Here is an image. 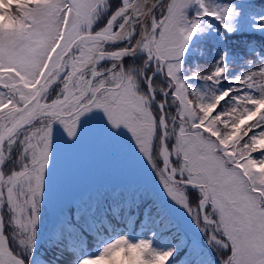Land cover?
I'll return each instance as SVG.
<instances>
[{
    "label": "snow or ice",
    "instance_id": "obj_1",
    "mask_svg": "<svg viewBox=\"0 0 264 264\" xmlns=\"http://www.w3.org/2000/svg\"><path fill=\"white\" fill-rule=\"evenodd\" d=\"M234 15L211 0H0V264H31L54 135L58 129L73 141L93 117L143 157L172 201L202 220L219 264H264V64L218 92L185 81L218 85L223 57L210 74H181L203 18L231 32ZM222 102L228 107L220 110ZM189 188L198 190L195 210ZM99 235L96 251L75 264H169L176 251L155 234Z\"/></svg>",
    "mask_w": 264,
    "mask_h": 264
},
{
    "label": "trees",
    "instance_id": "obj_2",
    "mask_svg": "<svg viewBox=\"0 0 264 264\" xmlns=\"http://www.w3.org/2000/svg\"><path fill=\"white\" fill-rule=\"evenodd\" d=\"M245 4V11L240 13L239 19L237 17V24L230 26L231 32L221 27L215 19L203 18L202 31H198L192 38L182 57L181 74H210L221 57V64L225 66L226 72L224 79L215 86L202 79H188L185 82L190 88L203 93L235 88L238 85L229 84L228 78L256 71L264 64V31L255 30L260 19L264 17V0H246ZM194 12L193 8L188 10L190 18ZM2 19L3 17H0V20ZM129 62L136 66L140 63L138 58ZM162 86V78H157L154 87L159 89ZM162 100L163 97L157 91V103ZM168 101L171 102L170 97ZM226 107L228 105L222 102L220 110ZM166 110L172 111L171 108ZM108 133L107 131V139ZM105 147L108 156L112 157L110 159H115L109 163L112 164L120 158L122 152L115 149L109 140ZM134 159L136 163L131 165L124 161V178L118 174L112 175V172L105 178L120 187L123 185L124 192L120 189L113 193L107 192L106 198L110 199L102 200L99 207L97 204L91 205V209L80 204V207H70L60 224L53 228L51 237L36 248L32 255L35 261L31 264H75V259L80 256L77 249L81 246L88 254L96 251L94 237L98 233L99 239H107L108 236L116 234L140 239L144 238L138 236L140 230L150 235L155 234L157 243L163 247H175L176 251L169 264H219L217 254L198 242L194 233H186L179 226V221L172 216L169 203L157 192L156 180L150 173L152 167L147 163L142 167L143 162ZM153 180L154 184L150 185ZM187 193L189 200L197 205L198 191L188 189ZM74 210L79 211L73 215ZM81 212L83 216L80 215ZM67 224L73 225L81 233L82 239L74 240L72 231L66 227Z\"/></svg>",
    "mask_w": 264,
    "mask_h": 264
},
{
    "label": "rangeland",
    "instance_id": "obj_3",
    "mask_svg": "<svg viewBox=\"0 0 264 264\" xmlns=\"http://www.w3.org/2000/svg\"><path fill=\"white\" fill-rule=\"evenodd\" d=\"M211 2L218 6L228 5L234 9L235 15L230 21H227L230 26L237 24V17L239 19L240 13L245 11L246 0H211ZM158 13L159 10H157V15ZM259 23H264V17L260 19ZM255 30L257 29L255 28ZM107 131L109 132V139L106 137ZM108 140L111 141L115 149L122 152L120 158L112 164L109 162L115 159H110L112 157L108 156L105 147ZM134 158L139 162H143L142 167L145 166L146 161L143 157L133 153L124 138L114 134L99 117H93L86 121L73 141L66 140L57 129L53 140L50 166L46 172L40 205V219L36 231L35 250L45 239L51 237L53 228L60 224L70 207H80L81 205L91 209L93 204H97L99 207L102 200L108 196L107 192L113 193L117 189L124 192L123 185L120 187L110 180H105V178L110 172H112V175L118 174L124 178V170H126L124 169V161L131 165L136 163ZM150 173L156 180L157 192L169 203L172 216L179 221V226L188 234L194 233L198 242L204 244L207 250L217 254L221 260L220 251L217 250L214 244L208 243V234L200 230L204 227L202 220L197 224L186 209L169 198L155 171L152 170ZM153 184L154 180L150 185ZM76 201H79V203H76ZM189 201L190 207L195 210L197 205L193 204L191 200ZM3 215L7 225L6 208ZM138 236L147 237L151 235L140 230ZM82 250L83 247H80L79 252L81 255L87 254ZM34 261L35 259L32 256L31 262Z\"/></svg>",
    "mask_w": 264,
    "mask_h": 264
},
{
    "label": "bare ground",
    "instance_id": "obj_4",
    "mask_svg": "<svg viewBox=\"0 0 264 264\" xmlns=\"http://www.w3.org/2000/svg\"><path fill=\"white\" fill-rule=\"evenodd\" d=\"M109 199H110V197L106 198V200H109Z\"/></svg>",
    "mask_w": 264,
    "mask_h": 264
}]
</instances>
